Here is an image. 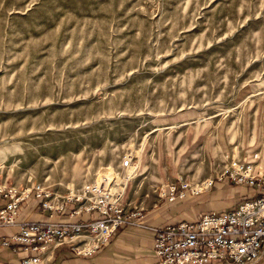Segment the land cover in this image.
<instances>
[{"label": "rangeland", "instance_id": "obj_1", "mask_svg": "<svg viewBox=\"0 0 264 264\" xmlns=\"http://www.w3.org/2000/svg\"><path fill=\"white\" fill-rule=\"evenodd\" d=\"M263 80L264 0H0V186L58 204L132 157L126 210H147L159 130Z\"/></svg>", "mask_w": 264, "mask_h": 264}, {"label": "built area", "instance_id": "obj_2", "mask_svg": "<svg viewBox=\"0 0 264 264\" xmlns=\"http://www.w3.org/2000/svg\"><path fill=\"white\" fill-rule=\"evenodd\" d=\"M258 158L255 154L254 159ZM122 169L126 173L123 177H127L124 189L123 181L118 183L120 175L107 171L58 204L52 199V191L42 184L29 190L0 186V195L5 199L0 227L17 230L2 245L23 252L21 264H43L46 251L63 246L77 256H91L106 246L119 228L130 226L152 232L158 264H255L264 256V168L247 160L221 163L217 180L248 190L236 207L174 225L151 227L142 223L143 208L123 207L127 185L136 172L132 157L124 159ZM214 183L211 179L204 186L210 188ZM185 188L183 185L179 190L173 184L161 195L175 202L185 198ZM34 202L41 210L49 211L50 218L66 214L73 204L77 206L73 205L67 222L21 221L22 206ZM84 214L89 218L83 219Z\"/></svg>", "mask_w": 264, "mask_h": 264}, {"label": "crops", "instance_id": "obj_3", "mask_svg": "<svg viewBox=\"0 0 264 264\" xmlns=\"http://www.w3.org/2000/svg\"><path fill=\"white\" fill-rule=\"evenodd\" d=\"M154 141L155 165L153 174L143 180L144 193L154 195L150 194L153 192L152 183L161 193L167 192L173 184L179 190L183 185L187 188L184 189V199L163 201L165 197L161 195L163 200L159 204L147 210L143 208L142 223L145 226L174 225L197 219L205 213L233 209L248 190L228 181H218L217 174L220 164L229 160H247L264 168V80L247 89L243 104L235 111L178 114L159 130ZM255 154L259 155L257 160ZM211 179H215L213 186L205 187L204 184ZM201 189L203 191L197 192ZM146 198L150 197L147 195ZM4 203L5 199L0 195V209ZM128 205V200H123L125 209ZM130 208L133 207L129 206L127 210ZM71 209L66 214L59 213L50 218L49 211L41 210L38 202L24 204L21 221L67 222L71 220L68 215ZM88 218L89 214L83 215V219ZM16 231L0 227V264H21L25 254L2 245L3 240ZM42 260L43 264H158L152 232L130 226L119 228L107 245L91 256H77L68 246H63L53 252L46 251ZM255 264H264V256Z\"/></svg>", "mask_w": 264, "mask_h": 264}, {"label": "bare ground", "instance_id": "obj_4", "mask_svg": "<svg viewBox=\"0 0 264 264\" xmlns=\"http://www.w3.org/2000/svg\"><path fill=\"white\" fill-rule=\"evenodd\" d=\"M126 179H127V177H118V183H121V181H123V185H122V187H123V189L125 188V182H126Z\"/></svg>", "mask_w": 264, "mask_h": 264}]
</instances>
